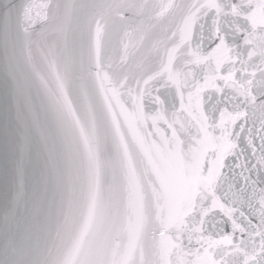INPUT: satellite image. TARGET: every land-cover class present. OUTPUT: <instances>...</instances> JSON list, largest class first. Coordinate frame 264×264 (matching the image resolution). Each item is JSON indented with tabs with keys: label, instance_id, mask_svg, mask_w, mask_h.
<instances>
[{
	"label": "water",
	"instance_id": "1",
	"mask_svg": "<svg viewBox=\"0 0 264 264\" xmlns=\"http://www.w3.org/2000/svg\"><path fill=\"white\" fill-rule=\"evenodd\" d=\"M0 264H264V0H0Z\"/></svg>",
	"mask_w": 264,
	"mask_h": 264
}]
</instances>
